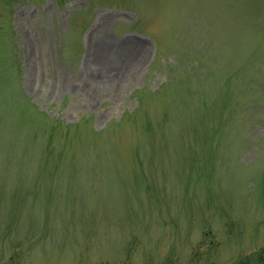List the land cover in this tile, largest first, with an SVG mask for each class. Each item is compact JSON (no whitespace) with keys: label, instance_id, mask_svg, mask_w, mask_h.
I'll list each match as a JSON object with an SVG mask.
<instances>
[{"label":"rangeland","instance_id":"rangeland-1","mask_svg":"<svg viewBox=\"0 0 264 264\" xmlns=\"http://www.w3.org/2000/svg\"><path fill=\"white\" fill-rule=\"evenodd\" d=\"M0 264H264V0H0Z\"/></svg>","mask_w":264,"mask_h":264},{"label":"bare ground","instance_id":"bare-ground-1","mask_svg":"<svg viewBox=\"0 0 264 264\" xmlns=\"http://www.w3.org/2000/svg\"><path fill=\"white\" fill-rule=\"evenodd\" d=\"M127 44H129V45H128V47H129V46H132V45L134 44V42H129V43H127ZM135 45H137V46H136L137 49H139V50H141V51L144 52V53H143V57H144V56H145V52H146L144 46H143L142 44H140V43H137V44H135ZM132 47H133V46H132ZM143 57H142V58H143Z\"/></svg>","mask_w":264,"mask_h":264}]
</instances>
